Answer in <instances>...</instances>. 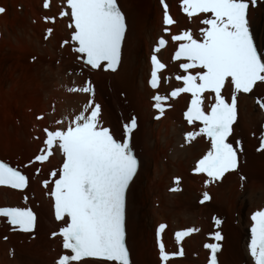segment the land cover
Returning <instances> with one entry per match:
<instances>
[{
	"label": "bare ground",
	"instance_id": "bare-ground-1",
	"mask_svg": "<svg viewBox=\"0 0 264 264\" xmlns=\"http://www.w3.org/2000/svg\"><path fill=\"white\" fill-rule=\"evenodd\" d=\"M42 1L0 0V7L6 10L0 15V158L10 164L30 163L24 169L29 178L28 187L23 191L0 187V207L30 208L36 214L31 233L17 232L6 219H0V264H57L62 255L69 254L58 235L66 225L55 218L50 195L52 180L48 178L52 171L58 172L62 154L54 146L48 161L38 164L33 162V157L45 147L43 129L66 128L67 122L90 100L102 106L103 126L110 128L116 139L125 138L124 124L133 117L137 120L130 143L139 165L126 194V245L130 264H165L160 259L157 235L162 224L166 228L160 234V241L165 244L166 252L178 253L181 247L184 251L183 257L177 256L167 264H205L210 250L204 246L216 243L212 239L216 231L224 237L219 242L218 264H242V258H249V264H254L248 248L250 218L254 212L264 210V204L248 216L249 230L245 224H237L234 212L237 199L245 189L251 197L256 192L260 194L257 198L264 196V150H258L264 115L257 102L258 99L264 102V82H258L251 93L237 97V123L233 126V136L229 137L234 147L242 148L238 151L237 170L207 186V176L195 172V167L210 150V142L206 137L186 141V133L198 131L201 126L197 122L188 125L183 118L191 95L180 94L176 98L170 95L183 86L175 77L185 74L180 68L183 60L174 59L180 42H173L171 37L190 30L200 39V29L206 27L200 21L211 14L189 18L182 10V0H164L175 21L166 27L164 9L160 7L162 0H118L126 15L127 31L121 62L112 73L92 70L83 64L70 39L73 30L66 26L68 17L56 18L53 24L42 21L43 17H56L66 10V1L50 0L46 10L41 7ZM48 29H52L50 35ZM250 31L258 49L264 51V0H258L250 10ZM163 32L170 39L165 48L155 53L156 39ZM153 54L166 66L159 74L160 84L155 90L147 86L151 75L149 59ZM85 81L93 85L94 96L68 91L72 86H84ZM222 94L230 102L231 87L226 85ZM156 95L168 97L162 115L155 108ZM211 95L205 93L206 110L214 102ZM156 114L160 118L154 120ZM38 116L44 118L37 119ZM57 120L65 122L57 124ZM34 135L39 139L35 140ZM246 180L250 182L247 181L248 185ZM44 181L50 182L47 188ZM205 192L211 199L198 204ZM212 215L221 221L217 229ZM187 229L199 231L177 244L175 233ZM80 264L108 262L89 258Z\"/></svg>",
	"mask_w": 264,
	"mask_h": 264
},
{
	"label": "snow or ice",
	"instance_id": "snow-or-ice-1",
	"mask_svg": "<svg viewBox=\"0 0 264 264\" xmlns=\"http://www.w3.org/2000/svg\"><path fill=\"white\" fill-rule=\"evenodd\" d=\"M257 2L182 0L181 7L187 17L211 15H205L200 21L206 26L200 29L202 38L194 37L190 30L171 37L173 42H180L174 59L186 62L180 64L185 74L175 77L177 81H182L183 86L170 95L176 98L180 94H190L185 118L189 125L196 122L201 125L198 131L186 133V141L190 143L197 137H207L211 145L195 167V172L207 176L206 186L237 170L238 151L242 148L229 142L233 126L237 123V97L241 93H251L258 82H264V51L258 49L250 31V10ZM162 3L164 24L171 26L175 21L169 14L168 5L164 0ZM43 7H50L49 0H45ZM5 11L0 7V14ZM60 16L70 18L68 27L73 29L71 42L75 45L74 51L81 54L84 65L92 70H100L102 66L106 71L117 70L127 31L126 15L118 0H66V10L61 11ZM45 20L55 22L54 18L46 17ZM47 31L49 35L52 33V29ZM166 44V40L160 38L154 52H160ZM151 64L150 86L157 89L159 74L166 66L155 54L151 56ZM190 70H195V73ZM226 85L231 87L230 102L222 94ZM68 91L94 96L90 81H85L81 87L72 86ZM205 93L212 94L214 101L207 106V110ZM154 99L155 108L162 115L168 97L156 95ZM257 102L264 109V102L259 99ZM101 114L102 106L90 100L79 114L67 122L66 128H45V147L35 157L36 162L48 161L54 146L63 156L62 168L50 195L54 198L56 220L64 221L66 225L58 235L63 239V249L69 254L62 255L57 264H80L88 258L108 264H130L126 246V194L138 171V159L130 143L137 120L133 117L124 124L125 138L121 142L114 138L108 127L103 126ZM64 122L56 121L57 124ZM236 143L239 146L240 142ZM258 150H264V136ZM50 175L55 177L57 172L54 170ZM49 183L44 181V187L47 188ZM28 184L29 178L18 168L0 161V186L24 190ZM210 199L205 192L200 203ZM0 218H7V223L14 230L24 233L32 232L36 224V216L30 208L0 207ZM250 219V256L254 264H264V210L254 212ZM214 222L217 227L221 224L218 218H214ZM165 228L166 225H160L157 235L160 259L167 264L177 256L183 257L184 251L181 247L178 253L166 252L165 244L160 241V234ZM194 231L199 230L176 232L177 244ZM212 239L216 243H207L204 247L210 250L209 264H218L219 242L224 237L216 231Z\"/></svg>",
	"mask_w": 264,
	"mask_h": 264
},
{
	"label": "rangeland",
	"instance_id": "rangeland-1",
	"mask_svg": "<svg viewBox=\"0 0 264 264\" xmlns=\"http://www.w3.org/2000/svg\"><path fill=\"white\" fill-rule=\"evenodd\" d=\"M31 60V59H30ZM84 94V93H83ZM258 98V97H257ZM154 120H155V118H153ZM35 136L36 135H34L33 136V138L35 139ZM18 157V156H17ZM25 163H29V162H24V164ZM264 164V163H263ZM35 171V173H36V169L34 170ZM244 177V176H243ZM242 181H245V180H242ZM247 181L248 180H246V184L248 185V183H247ZM249 182V181H248ZM250 183V182H249ZM253 185V184H252ZM251 186V185H250ZM246 188H248V187H246ZM179 190V192H181L182 191V188L181 187H179L178 188ZM170 193H173V192H171V189L169 188V190H168ZM246 191V192H245ZM248 190L247 189H245L241 194H240V196L241 197H239V199H237V202H236V211L234 212V218H235V220H238V221H236L237 222V224L238 223H240V224H242V226L245 224V227H246V229L247 230H249V227L246 225V221H247V219H248V216L254 211V209H258V208H261V206H263V204H264V196H261V198H257V196H259L260 194L259 193H255L254 194V196H250V194H249V191L247 192ZM249 194V195H248ZM256 195V196H255ZM249 196V197H248ZM249 198V199H248ZM254 199V200H253ZM253 200V201H252ZM260 203H259V202ZM196 204V203H195ZM198 204H202V203H200V202H198ZM259 204H261V205H259ZM259 206V207H258ZM150 210H152V209H150ZM153 215H155L154 213H153ZM240 215V216H239ZM238 216H239V218H238ZM214 218H216V215H212V220H214ZM216 227V228H215ZM214 229H217V226H216V224H214ZM28 240H29V238H28ZM244 242H245V239H244ZM173 254V253H172ZM242 259H244L243 261H242V264H249V258H242Z\"/></svg>",
	"mask_w": 264,
	"mask_h": 264
}]
</instances>
